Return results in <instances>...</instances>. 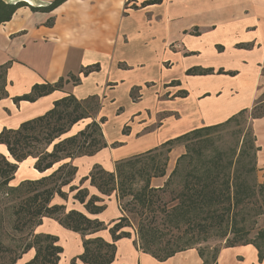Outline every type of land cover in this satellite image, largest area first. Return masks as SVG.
<instances>
[{"label": "crops", "instance_id": "obj_1", "mask_svg": "<svg viewBox=\"0 0 264 264\" xmlns=\"http://www.w3.org/2000/svg\"><path fill=\"white\" fill-rule=\"evenodd\" d=\"M4 1L28 6L0 25V66L8 64L0 132L42 116L66 96L99 100L96 120L105 118L100 128L107 147L63 161L76 168L74 186L95 165L114 172L117 162L192 130L224 123L251 109L264 89V0H161L147 6H142L147 0H64L49 12L29 6L46 7L53 0ZM91 67L96 68L84 75ZM208 69L209 74L186 73ZM60 78L65 81L60 90L34 102L13 101L35 84ZM124 126L128 134H123ZM252 126L259 148L256 166L264 174V130L256 131L264 127V119L253 120ZM0 154L13 161L2 144ZM34 164L31 157L19 163L9 185L38 180L56 168L39 173ZM81 187L100 196L89 180ZM101 197L105 210L99 214L87 213L72 196L66 206L104 223L106 229L84 239L99 237L111 243L109 229L121 211L115 195ZM51 203L66 204L58 196ZM36 233L57 238L62 248L58 264H70L83 253L82 236L53 218L44 217ZM115 247L111 264H202L195 248L160 262L138 248L133 234L117 240ZM215 264H264V256L259 260L251 244L237 245L222 249Z\"/></svg>", "mask_w": 264, "mask_h": 264}, {"label": "trees", "instance_id": "obj_2", "mask_svg": "<svg viewBox=\"0 0 264 264\" xmlns=\"http://www.w3.org/2000/svg\"><path fill=\"white\" fill-rule=\"evenodd\" d=\"M63 1L53 0L46 7H29L32 11L49 12L63 3ZM160 2L161 0H147L142 3V6ZM23 6H28V4L24 1L8 3L0 0V25L8 22L16 10ZM95 68L91 67L85 70L83 74L86 75ZM7 69L8 64L0 66L4 83H6L5 74ZM195 72L202 75L209 74L212 71L210 69L204 71L188 70L186 73L187 75H192ZM217 73L232 74L223 73L222 70H218ZM77 81L78 79L74 80L75 83ZM64 83V79L60 78L52 84H35L28 94L16 97L13 101L16 103L20 101L34 102L40 97L60 90ZM2 96H5V93ZM91 104H93V107L89 106ZM256 107L254 106L251 112ZM99 111L100 103L97 97L92 96L78 101L70 95L55 101L53 108L42 116L23 122L17 129H3L0 132V144L6 147L9 156L13 160L10 162L5 156L0 154V187L4 188L2 193L9 194L23 190L24 194H27L18 205L12 207L11 215L15 219L14 228H17L16 225L21 219L24 221L23 224L25 226L32 224L38 226L41 224L42 219L47 217L53 218L62 227L80 234L83 238V253L72 258L70 264H78V261L82 264H111L115 256V242L121 238H128L131 235L129 232L123 231L124 227L128 226L125 224L128 222V219L122 215L109 229L112 238L111 243H107L99 237L84 239L88 234L106 229L104 223L98 220H91L81 212L75 210L68 211L63 218H56L54 215L63 207L50 204L55 194L66 198L62 187L69 186V192H76L73 195V199L80 203L87 213L91 215L99 214L105 210L104 200L101 196H110V193L115 191L116 185L117 189L121 186L116 181L121 172L120 168L122 164L127 163V161L117 162L114 172H106L95 165L89 175L80 180V187L84 181L89 180L90 186L96 189L100 195L99 197L89 195L88 189L85 187L72 186L71 183L76 168L68 162L62 163L64 160L74 157L92 156L107 147L100 128V124L105 122V118L101 117L98 121L96 120ZM245 112H248V110L240 111L224 123L192 130L173 140L165 142L160 147L170 145L172 142L181 139L200 137L202 133L228 125L237 116ZM260 117L257 115L252 118L256 119ZM87 118H90L91 121L83 130L74 135L72 134L61 138L68 133L72 126ZM251 133L249 134V137L252 139L249 144V149H253L254 151V162L250 168L244 170L248 176L247 184L237 182V176H239V170L237 168H231L230 165L226 166L225 163L217 159L211 160L205 167L195 168L203 176L200 181L197 182L196 178L191 181L190 179L192 178H190L176 191L172 202L177 203L170 207L168 211H165V218L168 222H172V218L176 216V218L178 217L175 223L176 228L185 226V232L189 233L191 230H196L199 234H204L212 230L222 231L223 227L226 229L230 225V219L233 220L237 212L243 209V205L244 207L246 206V202L251 199L250 196L252 198L255 197L254 171L256 168V153L259 151V148L256 146V139L253 132ZM123 134H128V127L123 131ZM40 144H43V148L41 149L39 148ZM119 145L120 143H113L111 146L116 147ZM50 146L51 149L49 150ZM243 146H246V143H243ZM249 149L248 151H250ZM29 157L35 159L34 169L39 173H44L54 166L56 168L48 176H44L38 180L25 181L15 187L9 186V182L14 177L18 164ZM160 173V176H164L162 171ZM178 174V169H175L167 178L163 187L156 189H148L146 187V190H144L143 195L139 199L141 203L144 206L151 205L152 203L148 200L150 193L158 194L164 192L165 189L170 187L169 184L171 183L172 177H176ZM231 179H235L234 183L230 182ZM50 184H53V186L49 187ZM233 187L235 190L231 192V188ZM39 188H42V190L39 191ZM200 226H202L204 233H201L202 230L199 231ZM137 233L140 240L146 237V233L142 228H139ZM224 234L223 232V237L225 236ZM36 238L39 241L40 239L45 240L46 245H39L32 259L26 264H58L62 248L57 244V238L48 234H38ZM244 240L243 238H236L234 241H230L231 243L227 242L226 248L237 246L239 243L240 245L251 244L257 249L258 259L261 260L264 256L262 247L257 243ZM136 245L142 252L151 255L160 262L167 260L178 252L195 248L190 245L188 247L176 246L175 248L163 250V253H157L151 247H144V244L141 245L137 239ZM29 248L30 245L25 247L23 253ZM197 251L202 259V264L216 263V255L212 256L211 261H208L199 249ZM0 256V264H16L20 258V256L15 255L12 248L6 247L1 240Z\"/></svg>", "mask_w": 264, "mask_h": 264}, {"label": "rangeland", "instance_id": "obj_3", "mask_svg": "<svg viewBox=\"0 0 264 264\" xmlns=\"http://www.w3.org/2000/svg\"><path fill=\"white\" fill-rule=\"evenodd\" d=\"M4 89L5 83L0 71V96L3 95ZM92 105L89 106L93 107ZM254 106L257 107L251 112ZM254 106L248 112L237 116L228 125L202 133L200 137L174 141L172 144L162 146L157 150L144 152L122 160L127 161V163L122 164L121 172L116 181L121 186L117 189L116 185L115 191L111 192L110 196H116L121 216L123 215L128 219V222L125 223L128 226L124 227L123 231L131 233V236L133 234L141 245L151 247L157 253H163V250L175 248L176 246L188 247L190 245L199 249L208 261H211L212 256H218L220 251L226 248L227 242L231 243L230 241H234L236 238H243L244 241L257 243L264 251V174L260 173L257 166L254 171L255 197L250 196L251 199L249 198L250 200L246 202V206L243 205V209L237 212L233 220L230 219V225L226 229L223 227L222 231L212 230L204 233L202 226H200L199 231L202 230L201 233L204 234H199L196 230L187 233L184 231L185 226L175 227L178 217L172 218V222H168L165 218V211H168L170 207L177 203L172 202L176 191L190 178H192L191 181L194 178L197 179V182L200 181L203 176L195 168L205 167L211 160L217 159L225 163L226 166L230 165L231 168H237L239 170L237 182L247 184L248 176L244 170L250 168L254 162V151L249 149L252 140L249 134L254 133L252 121L255 119L252 117L259 115L261 116L259 119H264V89L261 90ZM90 121V118L79 121L61 138L74 135L75 132L83 130ZM122 130H126V127L124 126ZM262 130H264V127L260 130L256 129L258 134H261L260 131ZM260 140L264 141L261 138ZM243 143H246V146H243ZM39 148H43V144H40ZM175 169H178L179 174L172 177L170 187L162 193H150L148 200L152 204L144 206L139 199L146 190L145 188L163 187L167 178ZM161 171L164 176H160ZM234 181L235 179L230 180L232 183ZM71 185L74 186L72 183ZM51 186L53 184L49 185V187ZM78 186L80 187V185ZM3 190L4 188L0 187V240L6 247L12 248L15 255L20 256L16 264H26L32 259L30 257L35 253L36 248L39 245L45 246L46 243L45 240L40 239L39 241L36 238L38 233H36L37 226L34 224L25 226L24 221L21 219L16 225L17 228H14L15 219L11 215L12 207L18 205L27 194H24L23 190L3 194ZM41 190L42 188H39V191ZM234 190V187L231 188V192ZM62 191L65 193L66 198L56 194L52 198L58 196L66 204L50 202L51 205L63 207L54 215L56 218H63L68 211L74 210H68L66 205H68L67 200L70 196L74 200L73 195L76 192H69V186L62 187ZM139 228H142L146 233L143 240L138 237ZM223 232L225 233L224 237L222 236ZM29 245L30 248L23 253L25 247ZM237 245H240V243ZM77 263L81 262L78 261Z\"/></svg>", "mask_w": 264, "mask_h": 264}]
</instances>
